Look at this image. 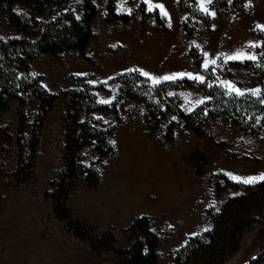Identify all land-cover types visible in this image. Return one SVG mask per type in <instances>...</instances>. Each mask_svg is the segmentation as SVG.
<instances>
[{"label": "rangeland", "instance_id": "374dc122", "mask_svg": "<svg viewBox=\"0 0 264 264\" xmlns=\"http://www.w3.org/2000/svg\"><path fill=\"white\" fill-rule=\"evenodd\" d=\"M81 1L74 0L71 7L78 17ZM151 2L164 5L171 26L169 17L158 8L148 11L145 0H117L116 12L128 15L131 20L127 25L106 23L108 0H94L98 14L85 58L77 52L42 56L32 65L31 74L42 77L43 87L56 95L85 85L103 86L104 91L95 92L102 105L114 101L121 76L138 72L131 69H142L156 77L176 73L204 77L201 82L177 76L175 80H162L159 84L184 79L204 84L211 69L209 87L218 86L228 92L221 81H230L245 90L244 95H252L249 90L256 88L263 91L252 67L230 64L251 62L259 66L264 62V31L257 28L258 24H264V0H212L209 7L216 13L215 17L200 11L209 23H192L190 36L185 28L188 14L181 11L180 0ZM122 3L124 9L132 10L130 14L121 9ZM142 4L149 14L145 21ZM12 11L23 21L32 18L30 9L22 4H15ZM156 13L165 21L168 34L156 31ZM19 37V31L9 21L7 2L0 0V39ZM250 42L256 46H250ZM192 49L201 55L198 68L194 66ZM238 50L255 55L257 60H226L221 55H232ZM206 60L216 63H209L206 69ZM178 94L186 113L209 100L207 94L190 88ZM102 100L110 102L101 103ZM201 100L204 102L198 103ZM65 111V105L59 102L49 113L36 149L35 170L24 184L15 175L19 158L29 152L27 143L39 113V102L35 97L28 101L25 144L18 139L17 104L12 103L10 111L2 117L13 143L0 144V264H115L113 254L98 255L88 242L78 240L54 213L51 185L64 168L62 117ZM99 118L106 124L119 123L113 138L116 154L111 161L100 164V185L92 188L81 179L66 199L65 208L73 221L94 229L97 238L112 232L118 250L130 248L126 230L137 219L147 218L160 240L158 264H174L176 253L191 238L212 229L213 218L227 201L243 194L228 190L217 198L218 175L245 186L263 182L244 184L232 179L229 173L243 178L264 173V132L258 137L245 136L235 123L217 117L203 128L210 141L197 138L180 124L173 145L163 136L157 144L150 138L139 113L130 107L120 111L118 117L107 112ZM97 161L98 156L94 154L82 164L90 166ZM262 249L264 222L244 236L240 251L228 264H247Z\"/></svg>", "mask_w": 264, "mask_h": 264}, {"label": "trees", "instance_id": "16d2710c", "mask_svg": "<svg viewBox=\"0 0 264 264\" xmlns=\"http://www.w3.org/2000/svg\"><path fill=\"white\" fill-rule=\"evenodd\" d=\"M7 2L9 21L20 33L19 38L0 39V144H12L9 129L2 123V117L10 111L12 103L17 104L19 119L18 139L25 144L27 127V106L31 97L39 102V113L32 126L31 139L27 143V154L19 158L18 172L21 184L33 175L35 155L40 143L43 128L49 113L57 103L62 102L66 111L62 117L65 132L64 168L57 174L51 187L50 199L53 201L54 213L59 221L65 222L75 237L88 242L98 255L113 254L115 264H158L159 237L152 232L147 218L137 219L126 233L130 236L131 246L127 250H118L116 238L112 232L103 238L94 236V229L73 221L65 208V201L81 179L96 188L101 183L100 164L111 161L115 154L113 138L119 128L106 124L99 115L113 112L116 117L120 111L130 107L139 113L142 123L150 138L157 144L160 136L165 137L171 145L180 124L183 129L195 134L199 139H207L203 128L213 118H223L235 123L245 136L258 137L264 132V62L257 66L251 62L232 63L234 67H252L263 87L260 96L229 94L218 87H209L211 69L207 72L206 82L197 84L188 79L164 82L152 85L148 78L138 72L121 76L120 87L110 105L98 101L96 91H104L85 85L58 95L49 93L42 85V77L31 74L32 65L42 56L61 55L77 52L82 58L93 40V24L98 11L94 0H82L80 17L72 10L74 0H5ZM116 1L108 0L106 6V23L127 25L128 15L116 12ZM15 4H22L30 9L29 21L14 14ZM181 11L188 14L185 28L192 35V23L198 21L209 23L200 12L197 0H180ZM142 20L149 16L144 4L141 5ZM156 31L169 33L165 21L156 13ZM194 66L200 67L201 55L192 49ZM190 88L195 92L207 94L208 101L186 113L182 109L179 92ZM171 93V95H170ZM20 143V142H19ZM96 154L98 161L84 166L82 161ZM242 191V195L232 198L213 218L211 230L191 238L175 255L174 264H228L240 251L244 236L264 222V181L245 186L234 183L225 175L215 179V195L220 198L226 191ZM247 264H264V249Z\"/></svg>", "mask_w": 264, "mask_h": 264}, {"label": "snow or ice", "instance_id": "6c2138e0", "mask_svg": "<svg viewBox=\"0 0 264 264\" xmlns=\"http://www.w3.org/2000/svg\"><path fill=\"white\" fill-rule=\"evenodd\" d=\"M145 3L148 4V11H152L154 8H158L165 17H169V14H168L167 10L164 8L163 4H153L151 2V0H145ZM211 3H212V0H199L198 7H199V10L201 12H203L205 15H210L212 17H215L216 13L214 11H211L210 7H209V5H211ZM120 7L122 10L128 11L129 14L132 11L131 9H124L123 3L120 5ZM169 26H171L170 25V17H169ZM257 28L260 29L261 31H264V24H258ZM250 46L255 47L256 45L251 44V42H250ZM204 55H205V57L208 56L207 53H204ZM221 55H224L226 57V60H245V59L252 60V61L257 60V57L255 55L244 53L241 50H238L237 52H235L232 55H227V54H223V53ZM209 63L215 64L216 61L215 60H212V61L206 60L204 63V67L206 69H207ZM130 71L140 72L141 75L148 77L152 81L153 84H159L162 80H175L177 78V76H179V77L188 76L189 78H191L195 81H201V82L204 80L203 76H199V75L194 76L192 73H176V74H172V75H166L163 77H156V76H153L150 73H148L142 69H131ZM221 84L228 90L229 93L234 92L237 96H243L245 94V90H241V89L237 88L230 81H221ZM249 91H251L252 95L258 96V95H260L262 90L260 88H256V89H252ZM170 95H171V93H170ZM109 102L110 101H105V100L101 101V103H109ZM203 102L204 101L201 100L198 103H203ZM262 102H264V101H262ZM112 143L114 144L115 142L113 141ZM229 175L231 176L232 179L238 180L244 184H254L257 181H264V173H261L258 176H249L247 178H243V177H239V176H233L231 173H229Z\"/></svg>", "mask_w": 264, "mask_h": 264}, {"label": "bare ground", "instance_id": "6f19581e", "mask_svg": "<svg viewBox=\"0 0 264 264\" xmlns=\"http://www.w3.org/2000/svg\"><path fill=\"white\" fill-rule=\"evenodd\" d=\"M144 149V148H143Z\"/></svg>", "mask_w": 264, "mask_h": 264}]
</instances>
